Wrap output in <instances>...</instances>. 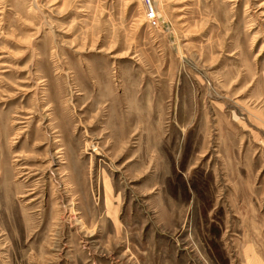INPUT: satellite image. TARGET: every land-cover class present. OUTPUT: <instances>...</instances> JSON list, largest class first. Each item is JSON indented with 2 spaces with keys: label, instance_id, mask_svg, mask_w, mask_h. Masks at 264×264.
<instances>
[{
  "label": "rangeland",
  "instance_id": "obj_1",
  "mask_svg": "<svg viewBox=\"0 0 264 264\" xmlns=\"http://www.w3.org/2000/svg\"><path fill=\"white\" fill-rule=\"evenodd\" d=\"M0 0V264H264V0Z\"/></svg>",
  "mask_w": 264,
  "mask_h": 264
},
{
  "label": "built area",
  "instance_id": "obj_2",
  "mask_svg": "<svg viewBox=\"0 0 264 264\" xmlns=\"http://www.w3.org/2000/svg\"><path fill=\"white\" fill-rule=\"evenodd\" d=\"M146 3H147L146 4L147 5V12H146L147 22L151 27L157 28L160 26V23H161L158 11L156 7L152 5L151 0H146Z\"/></svg>",
  "mask_w": 264,
  "mask_h": 264
}]
</instances>
